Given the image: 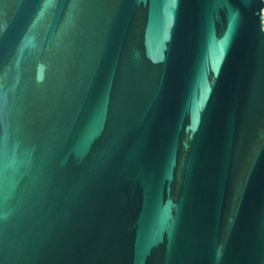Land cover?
Instances as JSON below:
<instances>
[{
  "label": "water",
  "instance_id": "95a60500",
  "mask_svg": "<svg viewBox=\"0 0 264 264\" xmlns=\"http://www.w3.org/2000/svg\"><path fill=\"white\" fill-rule=\"evenodd\" d=\"M0 264H264V0H0Z\"/></svg>",
  "mask_w": 264,
  "mask_h": 264
}]
</instances>
